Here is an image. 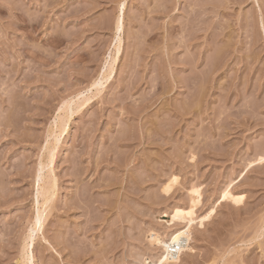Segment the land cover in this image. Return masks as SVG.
Returning <instances> with one entry per match:
<instances>
[{
  "label": "rangeland",
  "instance_id": "374dc122",
  "mask_svg": "<svg viewBox=\"0 0 264 264\" xmlns=\"http://www.w3.org/2000/svg\"><path fill=\"white\" fill-rule=\"evenodd\" d=\"M88 96L41 171L63 103ZM262 154L264 0H0V264H27L32 234V264H136L193 185L203 215L229 183L244 200L219 201L172 264H264Z\"/></svg>",
  "mask_w": 264,
  "mask_h": 264
},
{
  "label": "bare ground",
  "instance_id": "6f19581e",
  "mask_svg": "<svg viewBox=\"0 0 264 264\" xmlns=\"http://www.w3.org/2000/svg\"><path fill=\"white\" fill-rule=\"evenodd\" d=\"M125 12V3L120 4L119 14L116 18V31H117V41L114 45L111 59L101 75V79L95 81L93 86L99 87L105 80L111 77L114 72L115 65L119 59L122 50V39L119 33L122 31L123 19ZM101 86V85H100ZM93 87V88H94ZM97 87V88H98ZM99 90V89H98ZM81 98V97H80ZM79 99V98H78ZM90 97L85 98L84 100L79 101L74 105V100L65 101L57 115L55 127L53 128L46 144V161L41 164V171H44V168L49 165L51 166L55 160L56 149L58 142L63 132L66 130V125L69 120L72 118L73 114L79 109L80 106H83ZM76 100V98H75ZM82 108V107H81ZM80 108V109H81ZM79 111V110H78ZM45 156V155H44ZM45 158V157H44ZM45 160V159H44ZM264 154L259 155L256 161H263ZM43 162V161H42ZM51 169L50 167H48ZM46 170V169H45ZM52 171H47L43 174H39V178L42 183L39 182L38 186V212L35 218V224L33 227V233L39 230L44 224L46 218V212H48L49 203L53 196L54 198V189L56 188V180L52 175ZM51 175L53 177H51ZM178 175H173L170 181L164 185L163 190L165 192H170L173 189V186L178 182ZM190 201L187 206L176 205L170 212H166L163 217H169L166 219V223L171 228L170 233H162L156 230L151 231L149 234V240L152 245L160 248L161 253L157 256L155 255H145L141 262L136 264H172L179 260L183 251L191 248V238H192V228L195 224L204 225L206 220H209L212 215L216 212L217 203L219 201L230 200L234 203H241L244 200V194H237L233 190L232 183H229L225 188L220 192L219 199L213 206H211L208 211L200 215L198 213L199 207L203 202V191L201 186L193 185L189 190ZM52 198V199H53ZM52 201V200H51ZM34 235L30 237V241L25 247L24 259L27 264H32L30 262L31 258V243L33 242ZM214 262V261H213ZM213 262L211 264H213ZM210 263V262H209Z\"/></svg>",
  "mask_w": 264,
  "mask_h": 264
}]
</instances>
